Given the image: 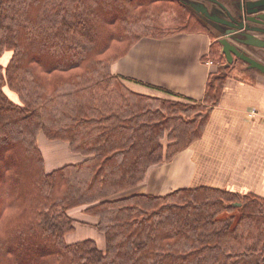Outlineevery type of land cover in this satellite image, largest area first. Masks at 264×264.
<instances>
[{
    "label": "trees",
    "instance_id": "obj_1",
    "mask_svg": "<svg viewBox=\"0 0 264 264\" xmlns=\"http://www.w3.org/2000/svg\"><path fill=\"white\" fill-rule=\"evenodd\" d=\"M179 33L214 40L201 101L112 72L141 39ZM215 40L178 0H0V264H264V198L137 192L220 103L227 59ZM41 134L84 159L48 172ZM79 207L105 250L67 242Z\"/></svg>",
    "mask_w": 264,
    "mask_h": 264
},
{
    "label": "crops",
    "instance_id": "obj_2",
    "mask_svg": "<svg viewBox=\"0 0 264 264\" xmlns=\"http://www.w3.org/2000/svg\"><path fill=\"white\" fill-rule=\"evenodd\" d=\"M213 42L206 33L143 38L113 64L112 72L201 101L210 75L218 70L212 60H204ZM235 78L226 81L202 137L173 160L152 168L138 193L165 195L210 186L264 198V76Z\"/></svg>",
    "mask_w": 264,
    "mask_h": 264
},
{
    "label": "rangeland",
    "instance_id": "obj_3",
    "mask_svg": "<svg viewBox=\"0 0 264 264\" xmlns=\"http://www.w3.org/2000/svg\"><path fill=\"white\" fill-rule=\"evenodd\" d=\"M212 34L214 35L216 41L217 38L221 36V33ZM214 69H216V67ZM220 70L224 75L227 73L229 79L233 77H239L241 79L251 81L256 79L259 75L256 73V71L247 70L246 67L241 63H236L235 65H228V62L226 64L220 63ZM39 145L44 154L46 160V170L48 172H51L67 164H76L84 159L83 156L72 153L68 143L63 141H51L43 134L40 136ZM70 215L75 219L76 230L66 236L68 243H75L78 241L91 239L97 243L99 248L102 250L106 249L105 235L97 229L95 225L97 219L94 216L89 215L84 210V207H79L72 210ZM226 216H228L227 213L223 214L221 217ZM237 217H239V214H237Z\"/></svg>",
    "mask_w": 264,
    "mask_h": 264
},
{
    "label": "flooded vegetation",
    "instance_id": "obj_4",
    "mask_svg": "<svg viewBox=\"0 0 264 264\" xmlns=\"http://www.w3.org/2000/svg\"><path fill=\"white\" fill-rule=\"evenodd\" d=\"M178 1L185 4L190 10L192 9L190 8L191 4H187L186 3L187 1H193L199 5L206 4V7L210 15H213V16L216 15V16L225 18L220 13L222 10L221 6L223 5L222 7L225 8L226 14L227 15L229 14L231 17H233L234 22L238 26L241 23H244L246 27L243 30L236 32V33H241V34H235L237 36V39L238 40L240 39L242 41L241 44L239 42L233 41V43L237 46V49L241 53L248 55L249 57L253 58L254 60L264 65V48L262 49L260 47H255V46H251L247 44L248 37L246 36L247 33H252L253 35L259 37L260 39L264 41V20L259 19V18H264V1L258 2V3L256 2L261 1V0H178ZM220 4L222 5L220 6ZM253 11H255L256 13L251 15ZM191 12L193 11L191 10ZM199 14L203 15L202 13H199ZM194 15L197 16L195 13ZM248 17H254V19L256 20H253V19L248 20L247 19ZM199 19L209 28L211 33H214V34L221 33L222 34V32L224 31L221 28V25L220 27H214V26L209 27V24L206 22L204 18L203 19L199 18ZM226 29L231 30L234 28L226 27ZM234 30H237V29H234ZM248 30H251V31H248ZM236 63H241L243 64V66L246 67L247 70L256 71L257 74L264 76V74H262L260 71L251 69L248 63L244 62L237 56H234V62L230 65H233V64L235 65Z\"/></svg>",
    "mask_w": 264,
    "mask_h": 264
},
{
    "label": "water",
    "instance_id": "obj_5",
    "mask_svg": "<svg viewBox=\"0 0 264 264\" xmlns=\"http://www.w3.org/2000/svg\"><path fill=\"white\" fill-rule=\"evenodd\" d=\"M264 0L261 1H257L258 2H263ZM187 4H191L190 8H192L191 10L201 19H205L206 22L209 24V27H220L224 30L222 32V34H220L221 36L219 38H217V41L222 45V53L226 56L227 61H228V65L232 64L234 62V56H237L238 58H240L241 60H243L244 62L248 63L250 65L251 69H255L260 71L262 74H264V65L259 63L258 61L254 60L253 58L249 57L248 55H245L243 53H241L238 49L237 46L233 43L234 42H239L240 44L242 43V41L239 39H237V36L235 34H241V33H236L237 31H241L243 30L245 27L244 23H241L239 26L234 22L233 17H231L229 14H226V10L225 8H223L222 4H220L221 6V14L225 17H220V16H213L209 14V11L206 7V4H197L193 1H187ZM196 7V8H194ZM202 13L203 15L199 14ZM254 13H256L255 11H253L251 13V15H253ZM203 18H202V17ZM230 19H229V18ZM260 17V16H259ZM248 20H256L254 19V17H248ZM260 20H264V18H259ZM226 27H230V28H234V29H226ZM251 31V30H248ZM243 35V34H242ZM246 36L248 37V42L247 44L251 45V46H255V47H260V48H264V41L262 39H260L259 37L253 35L252 33H247Z\"/></svg>",
    "mask_w": 264,
    "mask_h": 264
}]
</instances>
